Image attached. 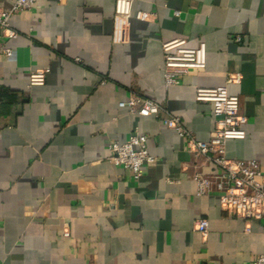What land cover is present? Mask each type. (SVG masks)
<instances>
[{"label": "crops", "instance_id": "crops-1", "mask_svg": "<svg viewBox=\"0 0 264 264\" xmlns=\"http://www.w3.org/2000/svg\"><path fill=\"white\" fill-rule=\"evenodd\" d=\"M12 4L0 0V10ZM8 23L16 36L0 29V264H249L264 254L262 219L196 194L194 173L213 167L154 116L119 107L132 95L151 100L207 141L212 107L195 89L225 86L247 119L225 155L264 171V0H131L127 16L114 15V0H36ZM176 38L203 42L205 66L167 87L161 44ZM43 68L44 84L29 86V71ZM229 73L239 83H226ZM134 132L152 157L136 180L108 161V145ZM198 218L205 238L192 230Z\"/></svg>", "mask_w": 264, "mask_h": 264}, {"label": "built area", "instance_id": "built-area-1", "mask_svg": "<svg viewBox=\"0 0 264 264\" xmlns=\"http://www.w3.org/2000/svg\"><path fill=\"white\" fill-rule=\"evenodd\" d=\"M36 0H13L10 11L0 10V29L6 38H14L16 32L9 26L10 14L29 9ZM131 0H114V15L127 16L130 13ZM175 14H178L176 11ZM152 13L137 11L139 20H149ZM239 42L240 36L232 37ZM163 60V81L165 86L175 85L182 74L190 69H202L205 66V44L199 42L195 47H187L184 39L176 38L161 44ZM11 56L9 48L1 51ZM48 68L31 70L28 73L29 86H41L45 82ZM238 73H229L226 83H239ZM195 100L210 103L214 117V129L207 141L196 139L177 116L169 115L161 105L138 96H130L119 102V107L142 116H154L165 127L174 130L185 140L188 151L201 155L204 162L213 167L212 172H195L193 180L197 195H216L224 210L235 216L250 221L262 219L264 230V171L257 160H232L225 155L228 140L243 139L246 117L240 112L239 99L229 95L225 86L214 88H196ZM147 136L132 133L125 143L111 142L108 145V161L128 171L133 179H138L145 163L152 157L146 148ZM192 230L203 238L208 232V223L204 218L195 219ZM68 233L65 232V235ZM249 264H264V254L256 255Z\"/></svg>", "mask_w": 264, "mask_h": 264}]
</instances>
